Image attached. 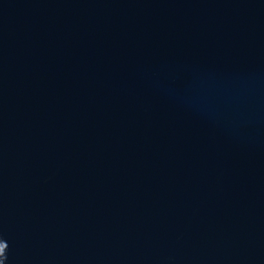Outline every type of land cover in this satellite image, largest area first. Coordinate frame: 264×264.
<instances>
[{"label": "water", "instance_id": "1", "mask_svg": "<svg viewBox=\"0 0 264 264\" xmlns=\"http://www.w3.org/2000/svg\"><path fill=\"white\" fill-rule=\"evenodd\" d=\"M0 249L264 264V0H0Z\"/></svg>", "mask_w": 264, "mask_h": 264}, {"label": "clouds", "instance_id": "2", "mask_svg": "<svg viewBox=\"0 0 264 264\" xmlns=\"http://www.w3.org/2000/svg\"><path fill=\"white\" fill-rule=\"evenodd\" d=\"M6 247L8 246V242L6 239H3L2 241ZM7 261V250L0 249V264H6Z\"/></svg>", "mask_w": 264, "mask_h": 264}]
</instances>
